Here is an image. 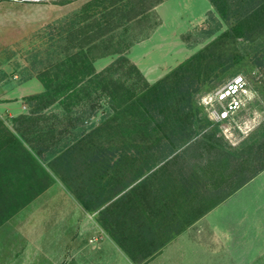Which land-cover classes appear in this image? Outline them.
Wrapping results in <instances>:
<instances>
[{
    "label": "rangeland",
    "instance_id": "374dc122",
    "mask_svg": "<svg viewBox=\"0 0 264 264\" xmlns=\"http://www.w3.org/2000/svg\"><path fill=\"white\" fill-rule=\"evenodd\" d=\"M263 6L264 0L230 5L226 20L209 0H0V106L17 108L0 107V264H62L60 231L52 230V220L44 227L45 204L32 203L55 181L90 208L117 197L98 218L133 254L131 264H147L174 238L193 249L172 253L176 264H236L240 258L252 264L236 252L250 249L254 206L236 192L264 162ZM123 56L149 84L188 77V113L177 112L178 95L157 111L148 96L145 109L131 106L117 115L99 93L90 101L32 98L46 86L95 89L89 76ZM236 75L246 78L251 99L229 121L215 123L200 99ZM112 78L128 81L122 72ZM20 115L29 121L14 120ZM21 134L35 148L36 181L20 169L8 174ZM240 210L244 221L238 223ZM225 230L234 236L222 237Z\"/></svg>",
    "mask_w": 264,
    "mask_h": 264
},
{
    "label": "crops",
    "instance_id": "0c3cea01",
    "mask_svg": "<svg viewBox=\"0 0 264 264\" xmlns=\"http://www.w3.org/2000/svg\"><path fill=\"white\" fill-rule=\"evenodd\" d=\"M0 107H6L9 111L17 109L9 104H2ZM21 112L22 110H17L16 113ZM236 194L238 196L246 195L247 200L250 199L252 201L255 216L253 222L256 226L255 230L250 232L249 239L247 240L250 249L245 250L241 246L239 249L237 248L236 253L237 255L239 252H242L244 255L247 254V258L252 264H264V243H262V241L264 242V169L249 179ZM111 198L113 200L117 197ZM111 198L101 207L86 209L80 197L71 193L60 181L53 182L34 198L32 203L40 201L39 205L42 203L45 204L44 217L46 224L44 227H47L49 224L48 221L52 220V230L57 229L60 231L59 236L62 238L61 243L63 247L60 251L59 259L62 264H131L124 250H122L116 240L106 231L98 218L99 211L105 204L112 201ZM230 199L232 198L230 197L227 201ZM92 200H95V198ZM238 200L239 205L241 203L240 197H238ZM242 205L245 206V202ZM240 213L241 210L237 211L238 216H240ZM241 221H244L243 216L237 218L238 223ZM225 231L221 234L222 237L234 236L232 232ZM235 232H237L236 236L238 238L243 237L242 232L239 230ZM239 241L242 244V239ZM239 241L237 242L239 243ZM182 252L192 253L193 249L191 250L190 245L185 248L175 243L174 238L172 241L164 244L156 256L147 264L153 263L154 260L160 261L158 264H176L177 260L175 258L179 259L181 257L174 256L175 260H173L171 254ZM228 257L230 259L231 256L229 255ZM189 259L188 262L190 261ZM240 259L236 260V264H240L243 261Z\"/></svg>",
    "mask_w": 264,
    "mask_h": 264
},
{
    "label": "trees",
    "instance_id": "16d2710c",
    "mask_svg": "<svg viewBox=\"0 0 264 264\" xmlns=\"http://www.w3.org/2000/svg\"><path fill=\"white\" fill-rule=\"evenodd\" d=\"M211 4L214 6L216 11L226 20H229L228 16V10L230 9V5L239 7L242 3L245 2V0H209ZM264 7V6H263ZM239 18H236L238 20ZM240 23H236L231 26L232 30H237L239 28ZM123 62V63H122ZM124 63L129 64L127 67ZM185 67V63L179 64L173 71L174 74H177L179 72L178 70H182ZM119 72L124 73V75L128 76V81H125L124 79L117 80L112 78L114 74H118ZM136 73L138 79L136 81H133V77L131 76V73ZM172 73V74H173ZM89 77H92V79H88L87 82L93 83L95 86V89H83L80 92H64L62 89H56L52 88L51 86H46V92L41 95L33 96L34 99H47L45 102H54V101H71L73 99H87L88 101L92 100L90 97L92 93H99V95H106L109 104L110 109L112 110V113L114 114H123L127 112L128 108L131 106H134L136 109H145L144 103H146V98L150 96L149 103L154 107V111H157L159 108L160 103L167 100H175V96L178 95V101L176 103L178 107L177 112H182L183 114L188 113V111L192 108L191 101V83L186 81L188 77H185L183 81L180 83L179 81H169L167 79H159L153 84H149L144 80L142 77L141 72L139 69L135 66V64L130 63L128 58L121 57L114 61H112L106 68H104L102 71H99L97 73H94L93 75H90ZM123 78V77H122ZM127 78V77H126ZM61 95V96H60ZM169 101V102H170ZM158 114V113H156ZM25 119L26 121H29V118H26L24 115H20L18 118H14V120L19 119ZM114 118V115L111 116V119ZM152 119L156 123H158V118L156 115L151 116ZM119 125L116 124L113 127H118ZM119 128L122 127L120 126ZM19 133V130H18ZM22 140L19 138L15 139L16 146L18 149L16 150V153H13L10 157V166L13 164L15 165L13 168V177L14 174H19L18 170L20 169L21 172L24 173V177L27 181H36V173L33 170L34 166H40L37 165V162L34 158V155L32 151L35 149L31 142L24 136L20 135ZM22 142L26 143L29 147H25ZM260 150V147H258ZM32 150V151H31ZM9 159V157H8ZM8 166V162H7ZM31 169V170H30ZM264 169V162L260 164L259 168L255 170L248 179H251L253 176H255L258 172L262 171ZM42 170V168H41ZM44 172V171H43ZM7 174V170L6 173ZM46 175V172H45ZM247 181V180H246ZM48 186V183L41 187V189L37 190L34 195L38 194L39 192L43 191ZM33 195V196H34ZM112 199V198H111ZM82 204L86 209H91L89 206V203L87 200H84L81 198ZM107 200H105L103 203L99 202L97 205L94 206V208H98L104 203H106ZM101 223V222H100ZM103 226V225H102ZM104 227V226H103ZM105 228V227H104ZM106 229V228H105ZM113 235V233L111 232ZM118 242V241H117ZM122 248L123 246L121 243H118ZM127 256L132 260L136 261L133 254L123 248ZM154 249L150 252H148L146 255L142 257V261L152 257L158 250Z\"/></svg>",
    "mask_w": 264,
    "mask_h": 264
},
{
    "label": "built area",
    "instance_id": "2783aa9c",
    "mask_svg": "<svg viewBox=\"0 0 264 264\" xmlns=\"http://www.w3.org/2000/svg\"><path fill=\"white\" fill-rule=\"evenodd\" d=\"M251 94L246 78L236 75L205 93L200 104L209 119L215 123H224L249 102Z\"/></svg>",
    "mask_w": 264,
    "mask_h": 264
}]
</instances>
